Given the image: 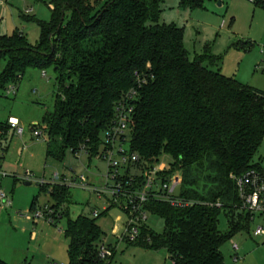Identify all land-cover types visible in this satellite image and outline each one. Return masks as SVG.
I'll use <instances>...</instances> for the list:
<instances>
[{
    "label": "trees",
    "instance_id": "16d2710c",
    "mask_svg": "<svg viewBox=\"0 0 264 264\" xmlns=\"http://www.w3.org/2000/svg\"><path fill=\"white\" fill-rule=\"evenodd\" d=\"M206 1L181 0V6L193 10ZM253 3L264 7L262 0ZM160 4L50 0V21H37L36 48L22 34L0 35L5 62L0 87L27 69L53 67L54 108L42 120L47 156L60 161L68 151L83 150L91 160L116 104L133 91L138 74L144 83L137 89L128 150L150 167L161 155L169 156L166 176L177 172L180 196L197 204L173 209L150 201L144 209L162 219L164 229L158 234L144 225L138 241L146 242L133 244L165 250L172 264H225L221 247L248 226L232 177L260 168L253 160L264 141V92L213 70L219 62L208 54L190 61L183 29L159 23ZM51 195L59 209L68 188L53 186ZM217 203L220 208L209 206ZM221 215L226 231L219 230ZM64 236L67 264L106 263L97 258L104 234L96 218L68 219Z\"/></svg>",
    "mask_w": 264,
    "mask_h": 264
},
{
    "label": "rangeland",
    "instance_id": "374dc122",
    "mask_svg": "<svg viewBox=\"0 0 264 264\" xmlns=\"http://www.w3.org/2000/svg\"><path fill=\"white\" fill-rule=\"evenodd\" d=\"M49 3L50 0H0V35L22 34L23 41L36 48L37 21H50ZM160 11V24L183 29V44L190 61L208 54L219 62L213 70L264 91L263 6L251 0H208L201 8L189 10L181 6V0H161ZM4 66L1 60L0 74ZM55 79L53 67L30 68L20 79L0 87V192L11 201L10 206L0 203V260L7 264H67L68 240L64 230L68 219L94 218L96 211L99 213L96 223L104 234L102 239L111 244L113 251L112 259L105 264H172L165 250L151 251L118 241L126 215L119 205L110 204L106 193L99 198L95 193L71 186L66 200L60 204L63 216L59 222L50 224L43 218H35L36 212L45 213L46 207L57 204L50 184L55 174L68 182L84 176L89 184L100 189L107 183L112 185L105 180L106 164L96 157L89 160L86 154L75 156L69 151L60 161L47 156L48 136L42 120L54 108ZM9 118L20 123L24 131L21 138L12 131L4 133ZM33 130L42 132V136L33 137ZM170 162L169 156L163 154L156 166L168 168ZM253 162L264 169V141ZM25 171L35 177L29 186L21 179ZM102 208L108 209L104 216ZM147 226L158 234L164 229L162 219L150 213ZM261 226L264 220L256 216L247 228L238 231L221 247L225 264H264V237L253 236ZM227 228L228 223L221 215L219 230ZM143 241L146 242L140 239L138 243ZM234 244L238 246L237 262L233 260Z\"/></svg>",
    "mask_w": 264,
    "mask_h": 264
},
{
    "label": "built area",
    "instance_id": "2783aa9c",
    "mask_svg": "<svg viewBox=\"0 0 264 264\" xmlns=\"http://www.w3.org/2000/svg\"><path fill=\"white\" fill-rule=\"evenodd\" d=\"M252 2L254 0H251ZM136 85L133 91L121 99L114 108L113 120L104 131V142L101 143L102 150L96 158L106 164L105 180L107 183L103 189L89 184L84 176H79L68 182L59 179L55 174L50 181L53 186H63L70 188L77 187L91 193H95L101 198L105 193L110 196L111 205H119L126 215L124 230L118 241L133 244L138 241L140 229L147 225V211L144 209L150 201L167 204L173 209H186L197 204L192 200L180 196V178L177 172L171 176H166L168 168H159L155 165L150 167L140 161L136 154L128 150L129 131L133 120L134 102L136 101L137 89L144 83L143 79L135 74ZM8 128L19 138L23 136V128L18 120L8 119ZM33 137L40 138L42 132L33 130ZM85 154L83 150L75 154ZM3 177L4 174H1ZM34 175L25 171L21 177L25 183L34 181ZM235 190L239 199V212L247 217L248 222H253L256 216L264 220V169L252 168L244 174L232 177ZM43 184V181L39 182ZM178 190V192H176ZM10 206L11 201L4 192H0V203ZM210 207L220 208V205L211 204ZM61 209L46 207L45 213L36 212L35 218H43L50 224L60 221L63 214ZM107 208H102V212H107ZM94 218L99 216L98 212H93ZM29 218V217H28ZM254 237H264V226L257 227L253 232ZM109 243L104 239L97 245V258L99 261L107 262L113 257V251ZM235 256L234 262L239 260L237 255L238 246L233 245Z\"/></svg>",
    "mask_w": 264,
    "mask_h": 264
},
{
    "label": "crops",
    "instance_id": "0c3cea01",
    "mask_svg": "<svg viewBox=\"0 0 264 264\" xmlns=\"http://www.w3.org/2000/svg\"><path fill=\"white\" fill-rule=\"evenodd\" d=\"M264 92V91H263ZM10 119V118H9ZM20 124V123H19ZM9 131H12V130H10L9 128H7V133L9 132ZM13 133V132H12ZM111 245V244H110Z\"/></svg>",
    "mask_w": 264,
    "mask_h": 264
},
{
    "label": "water",
    "instance_id": "95a60500",
    "mask_svg": "<svg viewBox=\"0 0 264 264\" xmlns=\"http://www.w3.org/2000/svg\"><path fill=\"white\" fill-rule=\"evenodd\" d=\"M25 185H26V186H29V185H30V183H28V182H27V183H25Z\"/></svg>",
    "mask_w": 264,
    "mask_h": 264
}]
</instances>
